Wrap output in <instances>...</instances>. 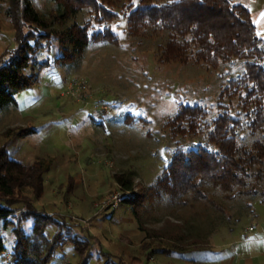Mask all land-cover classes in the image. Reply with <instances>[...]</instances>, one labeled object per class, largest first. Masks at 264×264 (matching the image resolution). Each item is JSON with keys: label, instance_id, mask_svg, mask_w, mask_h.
Returning a JSON list of instances; mask_svg holds the SVG:
<instances>
[{"label": "rangeland", "instance_id": "obj_1", "mask_svg": "<svg viewBox=\"0 0 264 264\" xmlns=\"http://www.w3.org/2000/svg\"><path fill=\"white\" fill-rule=\"evenodd\" d=\"M230 2L250 12L264 49V0ZM31 3L48 23L53 21L49 31L55 37L73 22L57 24L55 4L49 0ZM6 7L0 2V62L16 48ZM77 15L79 21L87 19L83 11ZM123 23L114 22L117 42H90L77 56L60 47L59 63L53 62L56 51L53 56V52L42 54L39 59L51 55L53 64L41 71L36 85L16 95L15 106L0 113V149L7 158L24 165L39 162L45 169L38 201L22 188L0 197V207L7 205L15 213L8 217L12 223L22 217L20 213L33 210L64 218L78 239H87L92 255L88 264H226L230 257H235L234 264H245L244 254L251 255L254 243L264 252V203L258 196L233 201L213 197L222 210L195 201L155 204L144 210V216L139 213L144 232L138 230L134 215L146 205L140 199L175 149H194L201 140L173 139L168 123L181 106H200L209 119L214 117L221 87L242 72V63L231 60L212 68L192 60H165L158 51L167 39L165 31L149 30L147 38L129 36ZM51 42L57 46L54 37ZM20 130L28 133L18 137ZM124 173L132 176V192H124L113 179ZM118 193L136 203L118 202L114 209L112 199ZM217 217L221 223L213 222ZM31 227V217L21 224L26 235ZM11 229L0 221L4 248L0 264H10ZM54 230L45 229L47 239ZM180 236L185 238L180 241L183 251L174 249L169 240ZM78 261L74 247L66 244L54 252L49 264Z\"/></svg>", "mask_w": 264, "mask_h": 264}, {"label": "trees", "instance_id": "obj_2", "mask_svg": "<svg viewBox=\"0 0 264 264\" xmlns=\"http://www.w3.org/2000/svg\"><path fill=\"white\" fill-rule=\"evenodd\" d=\"M49 1L55 4L57 24L73 20L56 37L49 31L53 21L48 23L31 0H0L7 4L5 16L15 33L16 43V48L0 62V113L15 106L19 92L38 83L39 74L53 64V59L54 63L61 61L60 47L66 46L68 52L77 56L90 42H117L113 30L116 21L125 23L129 36L147 38L149 30L165 31L167 39L158 48L161 58L179 62L192 60L212 68L239 60L243 70L221 87L214 117L209 119L203 107L181 106L168 123L173 139L200 137L201 140L194 149H175L169 164L146 189L140 199L146 205L140 207L141 211H134L138 230L144 232L141 227L144 217L139 213L143 211L144 216L149 206L159 203L179 206L195 201L215 205V210H222L213 199L216 196L220 201L252 200L258 196L264 203V49L247 8L230 0ZM80 11L87 19H77ZM23 29H27L25 33ZM51 37L57 39V46L52 44ZM46 53H52L55 58L49 55L39 59ZM27 133L28 130H20L15 135L22 137ZM44 173L41 163L24 165L10 160L4 149H0L1 198L28 188L38 201L43 193ZM113 179L124 192L133 191L131 174H115ZM133 200L131 196L122 197L120 203H136ZM20 214L22 217L12 223L8 217L15 213L7 205L0 207L3 227L12 225L13 245L7 255L10 264H49L54 252L66 244L74 247L77 264H88L91 260L87 239H78V235L72 233V225L64 218L36 210ZM29 217L32 227L26 235L21 224ZM214 219L213 222L218 223L223 220ZM49 226L55 230L47 239L44 232ZM173 238H169L172 247L185 250L180 243L185 238ZM3 251L0 239V257Z\"/></svg>", "mask_w": 264, "mask_h": 264}, {"label": "crops", "instance_id": "obj_3", "mask_svg": "<svg viewBox=\"0 0 264 264\" xmlns=\"http://www.w3.org/2000/svg\"><path fill=\"white\" fill-rule=\"evenodd\" d=\"M115 209V208H114ZM45 214H50V213H48V212H45ZM249 228V227H248ZM252 228V227H251ZM248 230V229H247ZM247 230H246V232L245 233H247ZM254 230V229H253ZM253 230H252V232H253ZM132 234L133 235H135V234H137V230L136 231H133L132 232ZM259 241V239H253L252 240V242H258ZM256 243H254V248L253 249H250V252L249 253H251V251H252V253H251V255L249 256V254L248 253H245L244 255V260H243V263H245V264H259V263H261V262H264V259L262 258H260V257H264V252H259V250H258V245L256 246L255 245ZM251 256H254L253 258L251 257ZM257 256H258V258H257ZM239 257H241V255L239 256ZM250 257V258H249ZM236 262V260H235V257H230L229 259H228V262H226V264H234Z\"/></svg>", "mask_w": 264, "mask_h": 264}, {"label": "built area", "instance_id": "obj_4", "mask_svg": "<svg viewBox=\"0 0 264 264\" xmlns=\"http://www.w3.org/2000/svg\"><path fill=\"white\" fill-rule=\"evenodd\" d=\"M121 193H118V194H116L115 196H113V203H112V206H113V208L117 205V203L118 202H120V200H121ZM249 230H252L251 228H249Z\"/></svg>", "mask_w": 264, "mask_h": 264}]
</instances>
